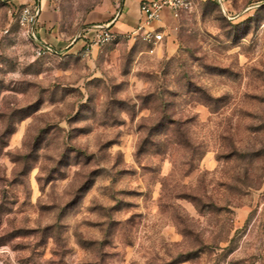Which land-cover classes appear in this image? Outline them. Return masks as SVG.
I'll list each match as a JSON object with an SVG mask.
<instances>
[{"label": "rangeland", "instance_id": "rangeland-1", "mask_svg": "<svg viewBox=\"0 0 264 264\" xmlns=\"http://www.w3.org/2000/svg\"><path fill=\"white\" fill-rule=\"evenodd\" d=\"M21 1L0 0V264H264V0H193L169 46L96 59L39 55ZM117 1L43 0L47 32L76 43Z\"/></svg>", "mask_w": 264, "mask_h": 264}, {"label": "built area", "instance_id": "built-area-1", "mask_svg": "<svg viewBox=\"0 0 264 264\" xmlns=\"http://www.w3.org/2000/svg\"><path fill=\"white\" fill-rule=\"evenodd\" d=\"M117 2L119 3L120 0ZM192 3L193 0H142L139 6L140 21L133 29L127 33H119L112 30L110 23H96L92 26L93 35L86 45H104L119 37L127 36L142 39L151 46V50H154L166 36L160 26H153L154 22L161 19L163 10L170 8L178 15L181 11L188 10ZM118 8L117 15L120 13V5ZM40 11L41 4L38 0H24L16 7L18 22L36 41L39 55L54 51L38 35Z\"/></svg>", "mask_w": 264, "mask_h": 264}, {"label": "crops", "instance_id": "crops-1", "mask_svg": "<svg viewBox=\"0 0 264 264\" xmlns=\"http://www.w3.org/2000/svg\"><path fill=\"white\" fill-rule=\"evenodd\" d=\"M23 1V0H22ZM21 1V2H22ZM41 4V11L39 16V23L43 26V29L37 30L40 38L50 45L54 51L56 50H75L79 49L83 51V53L89 55L92 59H96L101 54L103 49V45H86L88 40L93 35L92 26L96 23H110L111 28L115 32L119 33H127L131 29H133L140 21V11L139 6L142 0H120L119 3H116V6L99 9L92 13L91 15V24L92 26L87 29V31L82 35L76 43L74 41L64 43L59 37L54 35L53 33H48V27L51 25L50 20L52 19V11L49 8L44 10V2L43 0H38ZM20 2V3H21ZM120 5V13L117 15L118 6ZM181 12L177 15L170 8H165L162 13V17L160 20L153 23V26H160L166 33V36L163 42L160 44L164 48V43L169 46V43L172 42V31L176 27L178 23V19ZM157 48V47H156Z\"/></svg>", "mask_w": 264, "mask_h": 264}]
</instances>
